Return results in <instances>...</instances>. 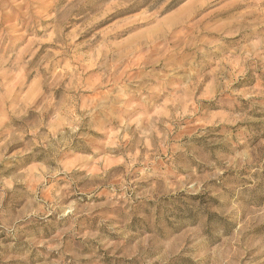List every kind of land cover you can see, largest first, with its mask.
<instances>
[{"label": "rangeland", "instance_id": "obj_1", "mask_svg": "<svg viewBox=\"0 0 264 264\" xmlns=\"http://www.w3.org/2000/svg\"><path fill=\"white\" fill-rule=\"evenodd\" d=\"M237 262L264 264V0H0V264Z\"/></svg>", "mask_w": 264, "mask_h": 264}, {"label": "clouds", "instance_id": "obj_2", "mask_svg": "<svg viewBox=\"0 0 264 264\" xmlns=\"http://www.w3.org/2000/svg\"><path fill=\"white\" fill-rule=\"evenodd\" d=\"M207 227H208V230H209V231H208V236H209V240H210V237L213 236V235H216V233H217L220 229H219L218 231H216V232H212L209 223H208V226H207ZM237 264H238V262H237Z\"/></svg>", "mask_w": 264, "mask_h": 264}, {"label": "bare ground", "instance_id": "obj_3", "mask_svg": "<svg viewBox=\"0 0 264 264\" xmlns=\"http://www.w3.org/2000/svg\"><path fill=\"white\" fill-rule=\"evenodd\" d=\"M22 3V2H21ZM27 3V2H26Z\"/></svg>", "mask_w": 264, "mask_h": 264}]
</instances>
